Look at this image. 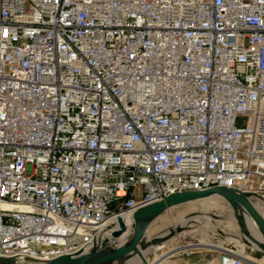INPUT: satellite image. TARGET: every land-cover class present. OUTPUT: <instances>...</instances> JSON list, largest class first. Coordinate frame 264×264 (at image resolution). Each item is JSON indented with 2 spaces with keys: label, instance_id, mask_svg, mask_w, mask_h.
I'll return each mask as SVG.
<instances>
[{
  "label": "built area",
  "instance_id": "1",
  "mask_svg": "<svg viewBox=\"0 0 264 264\" xmlns=\"http://www.w3.org/2000/svg\"><path fill=\"white\" fill-rule=\"evenodd\" d=\"M212 186L264 196V0H0V203L45 211L0 209V255Z\"/></svg>",
  "mask_w": 264,
  "mask_h": 264
},
{
  "label": "water",
  "instance_id": "2",
  "mask_svg": "<svg viewBox=\"0 0 264 264\" xmlns=\"http://www.w3.org/2000/svg\"><path fill=\"white\" fill-rule=\"evenodd\" d=\"M213 195L220 197L227 203L231 213L236 219L238 229L244 232L248 239L245 241H252L254 243L259 242L255 237L251 236V234L245 232L246 217L254 222L260 234L264 237V217L255 208L251 200V197H260V194L227 186H212L201 190L174 192L160 200L140 206L128 216H120L113 222L103 223L91 229H78V231L93 235L92 240L86 246L72 253H65L52 258L42 259L41 264H127L130 258L129 256L134 253L142 259L141 250H145L159 241L169 239L183 226L176 224L174 231L170 228L164 234L154 236L146 241L140 237L142 229L147 228L155 218L170 207L197 199L209 198ZM0 209L36 211L39 213L45 212L41 209L4 203H0ZM196 212L197 211H192L189 214ZM110 229L113 230L108 236L101 243L95 244V236L102 231ZM122 239L123 242L120 244ZM90 244L93 245L88 248ZM261 247L264 251V244H261ZM23 258L33 257L23 254L13 256L0 255V264H16Z\"/></svg>",
  "mask_w": 264,
  "mask_h": 264
},
{
  "label": "rangeland",
  "instance_id": "3",
  "mask_svg": "<svg viewBox=\"0 0 264 264\" xmlns=\"http://www.w3.org/2000/svg\"><path fill=\"white\" fill-rule=\"evenodd\" d=\"M201 208L202 205L198 202L183 203L170 207L147 226L146 235L149 234L152 237L160 235L170 228H173L178 223L179 219L183 220L190 212L198 211ZM209 212L218 219L220 226L227 229H238L237 223H232L227 219V217L232 213L225 212L223 210V206L210 204ZM199 220L193 222V225L189 224L181 227V229L176 231L173 236H171L160 248L148 251V253L143 256L142 260L146 259V261H150L156 258L157 255H162V253H164L165 250L167 251L169 247H177V253L172 254L167 258L165 257V259H163L159 264H220L222 254L228 251L209 246V241L211 242L216 239L217 241L226 243L227 245H231L233 243L230 238L227 239L221 231H213L217 230L216 228L219 227L218 223H215L214 220H212V224L211 219H204L205 221L199 222L201 224L199 225L200 227L195 224ZM203 227H206L208 231L202 232ZM222 227L221 229H223ZM223 231L230 232L225 229H223ZM200 243L203 244L200 245ZM236 247H238L237 244ZM186 248H191V251L184 252V249ZM230 252H234L235 254H231L241 258V264H255L248 259V257L237 254L234 250H230Z\"/></svg>",
  "mask_w": 264,
  "mask_h": 264
},
{
  "label": "bare ground",
  "instance_id": "4",
  "mask_svg": "<svg viewBox=\"0 0 264 264\" xmlns=\"http://www.w3.org/2000/svg\"><path fill=\"white\" fill-rule=\"evenodd\" d=\"M251 200H252V203L255 206V208L264 217V196L263 195L260 197L259 196H253V197H251ZM193 202L200 203L202 205V208L199 209L196 213L188 214L187 216L184 217L185 219H183V220L179 219L177 224H179L180 226L189 225V224L193 225L192 224L193 222L201 219L195 223L199 226V225H201L199 222L205 221L204 219H211L212 224H213L212 220H214L215 223H218L219 227L216 228L217 230H213V231H221L227 237V239L230 238V240L233 244L227 245L226 243H223V242H220V241H217L216 239H214L211 242L209 241V244H208L209 246L215 247L216 249L219 248L222 250H226L228 252H230V250H234L237 254L246 256V257H248V259L251 258L250 260L252 262H254L255 264H264V257H263L264 251L262 250V247H261V244H264V237L260 234L259 230L257 229V226L254 224V222L251 219L246 217V224H245L244 230H245V232L251 234V236L255 237L259 241L258 243H254L252 241H248L249 242L248 243L247 241H245L248 239L245 236V233L240 231L239 229H236V228L235 229H227V228L220 226L218 219L215 218L214 215L209 212L210 204H217L219 206H223V210L225 212H231L227 203L224 202L220 197L213 195L209 198H202V199L190 201V203H193ZM215 202H217V203H215ZM186 203H189V202H186ZM118 218L119 217L111 218L108 221H106L104 224L113 222V221L117 220ZM227 219L229 221H231L232 223H236V219L233 216V214H230L227 217ZM175 226L172 228L173 231L175 229ZM221 227L225 230H229L230 232L223 231V229H221ZM114 228H116V227H114ZM113 229L105 230V231L98 233L95 236V244L101 243ZM207 231H208V229L206 227L202 228V232H207ZM164 233H162V234H164ZM146 234H147V228H144L141 231L140 237H142V239H144L145 241L152 238V236H150L149 234L148 235H146ZM162 234H160V235H162ZM167 241H168V239L159 241V242L155 243L154 245L148 247L147 249L141 250L142 258L145 254L148 253V251L156 250V249L160 248ZM122 242H123V239L120 241V244H122ZM201 244H203V243H200V245ZM236 244L238 245V247H236ZM92 245L93 244H90L88 246V248H90ZM169 248H170V252H172L174 250L177 251V247H169ZM230 253L235 254L234 252H230ZM129 257L130 258L127 261V264H159L160 262H162L163 259H165L164 254L157 255L156 258H154L150 261H146V259L142 260L135 253L131 254ZM41 260H42L41 258H35V257L23 258V259L19 260L16 264H41L42 263Z\"/></svg>",
  "mask_w": 264,
  "mask_h": 264
},
{
  "label": "crops",
  "instance_id": "5",
  "mask_svg": "<svg viewBox=\"0 0 264 264\" xmlns=\"http://www.w3.org/2000/svg\"><path fill=\"white\" fill-rule=\"evenodd\" d=\"M264 257V256H263ZM251 259V258H250Z\"/></svg>",
  "mask_w": 264,
  "mask_h": 264
}]
</instances>
